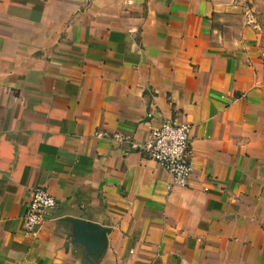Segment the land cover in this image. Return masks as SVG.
<instances>
[{
  "label": "crops",
  "instance_id": "1",
  "mask_svg": "<svg viewBox=\"0 0 264 264\" xmlns=\"http://www.w3.org/2000/svg\"><path fill=\"white\" fill-rule=\"evenodd\" d=\"M164 121L190 125L186 186L96 135L141 141ZM37 186L57 204L32 235ZM263 225L264 52L246 0H0V264H264Z\"/></svg>",
  "mask_w": 264,
  "mask_h": 264
},
{
  "label": "built area",
  "instance_id": "2",
  "mask_svg": "<svg viewBox=\"0 0 264 264\" xmlns=\"http://www.w3.org/2000/svg\"><path fill=\"white\" fill-rule=\"evenodd\" d=\"M189 133L190 125L186 122L164 121L152 128L141 141H135L131 135L122 132H97L96 135L126 143L131 149L162 165L171 175V182L167 186L171 188L188 184L191 173ZM56 204L55 198L46 189L40 186L33 188L23 213L25 233L36 234L43 223L45 212Z\"/></svg>",
  "mask_w": 264,
  "mask_h": 264
},
{
  "label": "rangeland",
  "instance_id": "3",
  "mask_svg": "<svg viewBox=\"0 0 264 264\" xmlns=\"http://www.w3.org/2000/svg\"><path fill=\"white\" fill-rule=\"evenodd\" d=\"M246 9L264 52V0H246Z\"/></svg>",
  "mask_w": 264,
  "mask_h": 264
},
{
  "label": "water",
  "instance_id": "4",
  "mask_svg": "<svg viewBox=\"0 0 264 264\" xmlns=\"http://www.w3.org/2000/svg\"><path fill=\"white\" fill-rule=\"evenodd\" d=\"M73 229L77 232L79 231L82 232L84 230H90L92 234L88 237L87 240H84V242H86L87 244H90L89 246H92L91 250H96L99 247H101V233H100L101 230L99 231V227L96 224L92 222L76 220L73 223ZM93 231H94V234H93ZM77 232L75 234V239L82 240L80 237L77 236Z\"/></svg>",
  "mask_w": 264,
  "mask_h": 264
}]
</instances>
